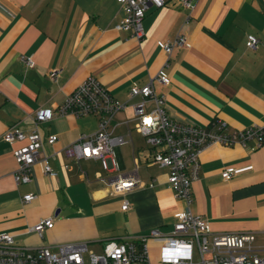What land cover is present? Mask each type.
I'll return each mask as SVG.
<instances>
[{
    "label": "crops",
    "instance_id": "obj_1",
    "mask_svg": "<svg viewBox=\"0 0 264 264\" xmlns=\"http://www.w3.org/2000/svg\"><path fill=\"white\" fill-rule=\"evenodd\" d=\"M192 2L191 8L179 0L151 6L145 37L138 40L116 29L125 16L117 0H0V232L12 233L31 251L85 241L100 254L112 239L152 229L173 231L175 212L187 204L169 183V169L150 156L131 105L138 98L115 117L114 134L128 142L116 148L110 170L93 159L79 166L64 153L82 134L97 130L98 115H56L36 123L38 110H56L90 76L122 101L129 100L133 84L153 81L156 91L166 94L170 117L182 123L209 127L222 119L232 130L264 124V0ZM178 34L188 36L191 46H176L167 55L158 41L172 42ZM249 34L260 38L255 49L246 44ZM26 55L35 58L33 68L24 65ZM56 67L62 72L54 80ZM161 69L171 77L168 87L156 79ZM16 124L28 133L38 126L46 154H54L55 177L38 162L31 182L15 181L13 151L25 142L8 143L1 135ZM52 134L59 138L54 145L46 141ZM87 165L102 169L89 171ZM249 165L254 168L230 180L222 177L227 167ZM119 174L137 175L143 186L112 195L99 175L113 179ZM31 192L35 198L24 201ZM125 200L131 203L128 210H122ZM190 208L209 221L211 234L255 232V246L264 257V144L207 146ZM49 217L55 225L41 237L33 227ZM148 243L151 264H164L161 243Z\"/></svg>",
    "mask_w": 264,
    "mask_h": 264
},
{
    "label": "built area",
    "instance_id": "obj_2",
    "mask_svg": "<svg viewBox=\"0 0 264 264\" xmlns=\"http://www.w3.org/2000/svg\"><path fill=\"white\" fill-rule=\"evenodd\" d=\"M179 1L186 7H193L192 0ZM117 2L125 11V16L115 26L116 29L130 32L133 37L142 40L146 34L144 20L147 10L151 6L161 8L166 5L167 0ZM259 43L258 36L248 35L246 44L249 48L255 49ZM158 46L167 55H171L176 46L190 47L191 43L188 36L178 34L172 42L159 40ZM22 61L29 68L36 65L33 56H23ZM61 72L62 68H53L52 78L56 80ZM156 79L164 87L171 84V77L164 69L159 71ZM134 98H138V101L131 103L137 127L150 146V156L154 162L169 169V183L176 196L187 204L186 208L175 212L173 231L163 234L158 229H152L148 234L136 235L131 239H112L100 254L91 252L85 241L60 244L56 249L41 246L31 251L16 240L12 233L3 231L0 232V264H151L150 239L161 243L159 257L164 264H264V257L258 254L255 246V232L211 234L209 221L190 208L192 184L200 176L201 154L204 149L214 143L247 146L250 141H255L257 147L261 146L264 144V124L232 130L222 119L212 121L209 127L182 123L170 117L166 94L157 92L153 81L144 85L133 84L129 100L122 101L96 76H90L79 84L56 110H38L35 121L38 124L56 115H98L100 119L97 130L91 134H82L64 147V153L79 166L82 160L93 159L101 161L103 168L110 170L116 148L128 142L123 136L114 134L118 125L115 117ZM1 138L8 143L25 142L13 151L17 162L13 176L17 183L31 182L33 166L38 162L43 164L45 174L51 177L58 174L50 162L54 154H46L44 138L38 126L28 133L16 124L7 128ZM58 139V135L52 134L46 141L54 145ZM253 168V165L230 166L222 170V177L230 180ZM99 178L111 188L112 195L126 194L143 186L137 175L119 174L113 179L99 175ZM34 198L35 194L32 192L23 196L26 202ZM129 208L131 203L125 200L122 210ZM54 225L53 217L45 218L34 225L33 231L42 237L45 230Z\"/></svg>",
    "mask_w": 264,
    "mask_h": 264
},
{
    "label": "rangeland",
    "instance_id": "obj_3",
    "mask_svg": "<svg viewBox=\"0 0 264 264\" xmlns=\"http://www.w3.org/2000/svg\"><path fill=\"white\" fill-rule=\"evenodd\" d=\"M87 166L86 167H87V169L89 171H96V170H101L102 169V166L101 165H99V166L98 165L97 166L87 165ZM86 258L88 259V255L86 256Z\"/></svg>",
    "mask_w": 264,
    "mask_h": 264
},
{
    "label": "water",
    "instance_id": "obj_4",
    "mask_svg": "<svg viewBox=\"0 0 264 264\" xmlns=\"http://www.w3.org/2000/svg\"><path fill=\"white\" fill-rule=\"evenodd\" d=\"M58 213V212H57Z\"/></svg>",
    "mask_w": 264,
    "mask_h": 264
}]
</instances>
